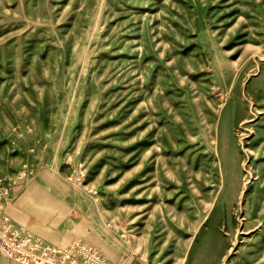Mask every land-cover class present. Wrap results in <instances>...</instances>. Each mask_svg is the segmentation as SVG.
<instances>
[{"label":"rangeland","instance_id":"374dc122","mask_svg":"<svg viewBox=\"0 0 264 264\" xmlns=\"http://www.w3.org/2000/svg\"><path fill=\"white\" fill-rule=\"evenodd\" d=\"M37 178L77 210L55 244L264 264V0H0L6 212Z\"/></svg>","mask_w":264,"mask_h":264},{"label":"built area","instance_id":"2783aa9c","mask_svg":"<svg viewBox=\"0 0 264 264\" xmlns=\"http://www.w3.org/2000/svg\"><path fill=\"white\" fill-rule=\"evenodd\" d=\"M8 189L0 181V252L19 264H111L86 240L76 238L66 246L50 244L15 223L5 211Z\"/></svg>","mask_w":264,"mask_h":264},{"label":"crops","instance_id":"0c3cea01","mask_svg":"<svg viewBox=\"0 0 264 264\" xmlns=\"http://www.w3.org/2000/svg\"><path fill=\"white\" fill-rule=\"evenodd\" d=\"M73 204L71 196L58 194L41 178H37L17 195L7 212L17 224L29 225L38 237L58 245L54 241L60 243L79 230V218ZM3 257L5 260L0 258V264H19Z\"/></svg>","mask_w":264,"mask_h":264},{"label":"bare ground","instance_id":"6f19581e","mask_svg":"<svg viewBox=\"0 0 264 264\" xmlns=\"http://www.w3.org/2000/svg\"><path fill=\"white\" fill-rule=\"evenodd\" d=\"M244 164V163H243ZM245 168V167H244ZM245 172V171H244ZM249 173V172H248ZM250 174V173H249ZM259 176H261V175H259ZM222 177V176H221ZM246 180V179H245ZM252 180V179H251ZM250 182V181H249ZM244 183H245V181H244ZM250 184V183H249ZM244 186H246V185H244ZM246 190V189H245ZM249 191V190H248ZM244 192V191H243ZM242 192V193H243ZM247 194H249L248 192H247ZM243 195V194H242ZM260 200V199H259ZM241 201V200H240ZM245 203V202H244ZM258 210V209H257ZM264 224V223H263ZM256 225V224H255ZM262 228V227H261ZM261 236V235H260Z\"/></svg>","mask_w":264,"mask_h":264}]
</instances>
